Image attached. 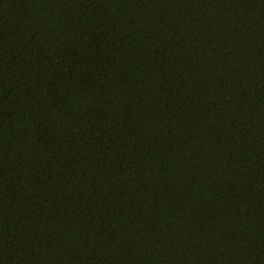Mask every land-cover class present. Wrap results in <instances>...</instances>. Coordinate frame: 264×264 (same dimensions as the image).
<instances>
[{
  "label": "trees",
  "instance_id": "trees-1",
  "mask_svg": "<svg viewBox=\"0 0 264 264\" xmlns=\"http://www.w3.org/2000/svg\"><path fill=\"white\" fill-rule=\"evenodd\" d=\"M0 264H264V0H0Z\"/></svg>",
  "mask_w": 264,
  "mask_h": 264
}]
</instances>
